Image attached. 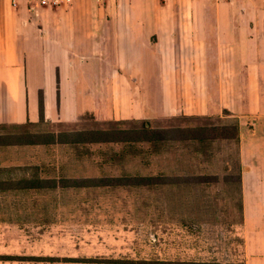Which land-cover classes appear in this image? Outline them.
<instances>
[{
    "label": "crops",
    "instance_id": "obj_1",
    "mask_svg": "<svg viewBox=\"0 0 264 264\" xmlns=\"http://www.w3.org/2000/svg\"><path fill=\"white\" fill-rule=\"evenodd\" d=\"M75 62L90 79L98 69L103 91L69 116ZM39 91L50 122L226 109L237 122L241 230L264 225V0H0V123L35 121ZM0 160V179L13 177ZM76 219L0 216V264H179L126 257L111 244L120 233H78Z\"/></svg>",
    "mask_w": 264,
    "mask_h": 264
},
{
    "label": "rangeland",
    "instance_id": "obj_2",
    "mask_svg": "<svg viewBox=\"0 0 264 264\" xmlns=\"http://www.w3.org/2000/svg\"><path fill=\"white\" fill-rule=\"evenodd\" d=\"M85 64L75 62L66 72L68 86L73 89L74 82L78 85V105L74 103L75 95L71 96L74 101L69 116L103 91L98 69L90 79L82 70ZM34 98L33 92L28 90V119L34 117ZM234 118L221 114L210 116L209 120L212 122L210 125H216L230 123ZM180 123L192 125L195 121L184 119ZM25 128L53 129L46 124L25 125ZM0 131H12V128L0 127ZM207 145L199 154L175 147L146 161L139 155L132 157L128 154L122 159L123 163H113L103 157L100 150L106 146L104 143L91 144L89 152L60 144L0 145V157L5 166L14 167L6 172L14 177L23 173L26 176L33 171L32 168L21 170L20 167L26 165H35L37 176L56 178L118 174L122 170L143 174L163 172L172 177L193 174L207 177L204 183L198 178L193 183L170 182L161 188L160 193L153 188L133 185L0 191V202H3L0 203V216L18 214L47 219L71 216L79 221L76 224L78 233L102 231L108 233L110 239L115 236L113 233H120L122 236H119L118 243L111 244L129 250L123 252L130 258L139 252L142 254L140 257L169 259L179 264H243L245 252L251 255L255 264H264V225L261 219L253 227L244 225L241 230L237 145L233 141L218 139Z\"/></svg>",
    "mask_w": 264,
    "mask_h": 264
},
{
    "label": "trees",
    "instance_id": "obj_3",
    "mask_svg": "<svg viewBox=\"0 0 264 264\" xmlns=\"http://www.w3.org/2000/svg\"><path fill=\"white\" fill-rule=\"evenodd\" d=\"M38 117L35 121L0 123V127L11 126L12 131H0V145L16 144H60L76 151H88L93 143H104L101 151L103 157L113 163H123L128 154L139 155L141 159H154L171 148H179L199 154L204 152L207 144L214 139L233 141L237 145V122L232 119L230 123H212L209 119L214 115H185L174 114L156 118H108L90 119L78 118L72 121L50 122L43 119L42 93L37 96ZM222 114L229 115L226 109ZM218 115V114H217ZM219 117V116H218ZM184 119L195 121L192 125L180 123ZM180 120V121H179ZM53 123V124H52ZM46 124L51 130H29L25 125L39 126ZM114 145H118L115 147ZM189 147V148H188ZM237 151V146H236ZM14 168V167H13ZM21 170L32 168L28 175L0 179V191L6 189L29 190L51 189L55 187H78L92 185H133L143 188H153L160 193L168 183H193L195 178L201 183L207 181L203 174L191 176H170L163 172L143 174L137 171L122 170L118 174H104L101 176H37L35 165L21 166ZM172 177V180H171ZM203 178V179H202ZM239 181V171L237 174ZM192 181V182H191ZM197 181V180H196ZM198 182V181H197ZM200 182V181H199ZM241 210V206H240Z\"/></svg>",
    "mask_w": 264,
    "mask_h": 264
},
{
    "label": "built area",
    "instance_id": "obj_4",
    "mask_svg": "<svg viewBox=\"0 0 264 264\" xmlns=\"http://www.w3.org/2000/svg\"><path fill=\"white\" fill-rule=\"evenodd\" d=\"M71 0H27V3L29 6L33 5H48V6H56V5H61V4H67ZM11 5L16 4V0H10ZM263 256H264V248L262 250Z\"/></svg>",
    "mask_w": 264,
    "mask_h": 264
}]
</instances>
